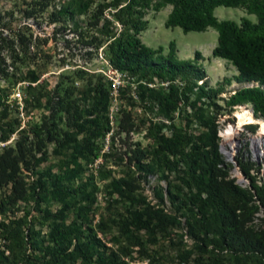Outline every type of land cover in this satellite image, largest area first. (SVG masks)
<instances>
[{
	"label": "trees",
	"instance_id": "16d2710c",
	"mask_svg": "<svg viewBox=\"0 0 264 264\" xmlns=\"http://www.w3.org/2000/svg\"><path fill=\"white\" fill-rule=\"evenodd\" d=\"M88 4V1L72 0L59 13L84 12ZM165 5H170L163 22L165 27L178 26L183 32L211 27L216 31L211 56L223 58L235 68V82L255 83L233 90L223 99V104L229 108L249 104L252 115L264 120V0H98L90 11L88 25L96 26L100 19L101 25H105L108 20L102 17V12L111 7L112 17L121 28L118 32L111 30L105 40L91 35L88 42L95 46L104 44V55L110 64L137 80L153 83L156 79L157 84L167 81L165 87L158 85L155 91L159 109L167 114L188 98L178 91L173 80H182L187 85L190 80H202L204 71L197 63L198 51H194L192 59H180L173 41L168 42L163 53L161 46L150 47L140 40L138 34L147 24L145 11L156 12ZM216 6L241 8L245 14L253 15L254 20L247 16H241L238 21L217 19L213 15ZM18 46L21 56L25 57L27 43L19 40ZM0 73L6 74L2 67ZM93 76L95 80L83 91V96L92 94L89 107L81 110L68 102L61 104L65 112L73 108L70 115L75 133L57 135L45 120L29 125L26 122L18 128V116L5 122L4 128L0 127V142L15 133L10 142L0 146V264H124L120 255L128 252L130 246H137L141 253L144 251L138 230L164 231V222L174 218L161 212L155 213L154 218L143 217L135 210L118 215L117 220L110 222L122 230L125 244L117 249L110 247L115 239L104 231L109 221L98 215L97 221L92 222L93 197L86 190L90 183L77 181L80 172L77 159L92 160L100 148L96 141L109 129L104 113L109 100L107 82H102L98 74ZM139 89L140 99L152 91L147 85H140ZM220 92L221 85L210 87L207 97L211 99ZM210 104L219 108L214 101ZM7 110L8 105L0 101V119L6 116ZM245 123H251V118L247 117L242 124ZM208 125V137H197L201 145L183 133H177L171 141L158 135L148 151L138 141L128 143L118 153V160L127 166L134 165L143 175L159 171L161 178L165 169L170 170L179 161L183 166L180 180L188 191L184 205L190 211L187 219L190 235L204 248L210 245L207 252L214 257L225 253L232 264L247 261L264 264V221L257 229L245 225L249 215L258 208L264 214V187L251 182L248 188H242L227 178L226 169L218 166L214 124L210 121ZM117 128L125 135L134 129L127 111L118 117ZM76 133L81 136L77 138ZM49 143L53 144L54 151L70 148L52 175L37 171ZM110 153H102V163ZM171 155L175 156L174 161L169 158ZM237 166L247 175L248 166L238 162ZM109 176L107 172L106 177ZM131 181L128 175L109 177L108 194L132 200ZM158 197L162 200L161 190ZM43 222L46 229L42 236L35 223Z\"/></svg>",
	"mask_w": 264,
	"mask_h": 264
},
{
	"label": "rangeland",
	"instance_id": "374dc122",
	"mask_svg": "<svg viewBox=\"0 0 264 264\" xmlns=\"http://www.w3.org/2000/svg\"><path fill=\"white\" fill-rule=\"evenodd\" d=\"M70 1L72 0H0V67L6 72L4 75L0 73V101L10 99L12 91L18 87L26 100L23 104V112L30 113L27 119L28 125L45 120L49 126H53L57 135H63L65 132L75 133L76 131L70 115L73 108L65 112L61 108L62 103H71L81 110L91 104L92 94L83 96V91L90 86L89 82L93 83L95 80L93 75L97 74L83 70L78 72L80 69L75 67L79 64L85 65L87 69H94L98 66L96 53L97 47L100 45L95 46L88 42L91 35L105 40L109 32L116 28L109 21L105 25H101L103 23L101 19L96 26L88 25L90 11L98 0H82L89 3L84 12L73 11L64 15L59 13V10ZM167 10L168 8L165 6L158 12L145 11L144 19L147 20V24L139 34L140 39L147 46H161L163 53L167 50L168 42L173 41L176 55L180 59H192L194 51L203 53V63L199 62V59H203L201 56L197 59L198 65L204 71L203 82L200 83L195 79L188 81L185 85L182 80L174 79L173 82L178 86V91L183 92V95L188 98L186 101H180L176 109L169 110L165 114L164 109L160 110L158 107L155 93L158 85L161 84L154 83L151 86L152 91L145 93L142 99L138 96L136 99H131L128 95L129 89L134 87L133 89L138 93L139 86L146 85L142 83V80L133 78L132 84L127 85L120 92V108L114 115V121L111 124L112 131L108 135L107 153L111 152L109 157L104 163L101 162L96 173L93 172L92 166L87 165L90 160L77 159L80 168L77 181L90 183L86 187L93 197L90 213L101 215L109 221L104 227V231L110 234L112 239H115V243L110 242L112 248L117 249L120 245L125 244L124 237L121 235L122 230L116 223L110 222L112 219L117 220L118 215L124 216L127 211L135 210L142 213L143 217L154 218L155 213L158 212L174 217L164 222V231L157 230V228L148 232L143 229L138 230L137 234L144 245L142 252L146 255L139 252L137 246H130L128 252L120 255L124 264H232L225 253H222L220 257L210 255L207 252L210 245L204 248L188 232L187 219L190 211L187 210V205H184L188 191L180 180V171L183 166L179 161L173 163L170 170L165 169L164 177L161 178L159 171L143 175L134 165L127 166L118 160V153H122L128 143L132 144L134 141H138L140 147L148 151L158 135L171 141L174 135L183 133L192 142L201 145V141L197 137L199 135L208 137V124L212 121L220 159L218 166L226 169L227 178L232 179L242 188H248L251 182L256 186L263 185L264 187V153H258L259 155L256 156L248 139L252 138L253 148H257L256 142L259 141L257 138L260 135V125L255 120L257 117L251 114L249 104H242L241 109L237 106L229 108L223 104V99L233 90L255 83L235 82L233 77L236 70L230 64H224L223 67H220V72H215L217 78L211 77L210 70L214 64L210 46L215 44L216 31L211 27H207L203 31L187 32H183L178 26L165 27L163 22ZM213 15L217 19L238 21L241 16L245 15V12L237 7L216 6L213 9ZM110 16H112L110 12L106 10L102 12V17L105 19ZM247 17L254 20L253 15L248 14ZM19 40L27 43L25 57L21 56ZM205 72L209 73V82L205 78ZM215 79L217 80L215 81ZM224 79H229V81L226 82ZM101 81L105 83L102 78ZM217 85L222 86V92L210 99L207 97L208 89ZM162 87L165 86L162 85ZM163 91L165 92L166 89L164 88ZM211 101L219 105V108L211 105ZM8 107L6 116L0 119L2 128L5 127V122L18 116L12 106ZM123 111L129 113V117L134 123V129L127 135L118 132L117 128L118 117ZM104 113L106 114V112ZM235 113L237 116H234ZM248 116L251 118V123H246L244 127H241L239 134L235 135L240 146L237 142L238 150L234 152L233 159L235 163L238 162L239 165L249 167L247 175L239 169L245 182H238L231 171L232 164L225 160L219 152L218 131L225 127L223 130L229 129L234 134L233 130L236 129L234 121L244 122V118L246 119ZM229 123H232L230 127H228ZM247 125H251V127ZM148 129H150L149 132ZM223 130L220 131L224 137L222 141H234L233 137H226L233 134H227ZM80 136L81 133H78L77 138ZM262 140L264 141V134ZM96 143L101 148V140L98 139ZM52 147V143L47 144L45 159L38 163L37 171L44 170L50 175L54 174L62 165L60 161L65 160L70 150L66 147L54 151ZM202 148L205 149L204 146ZM114 152L117 153L113 154ZM169 158L172 161L175 160L173 155ZM107 172H109V177L128 175L132 179V200L119 198L115 193L108 194L106 189L109 179L106 177ZM160 190L162 200L158 197ZM254 203L257 202L254 201ZM262 220L264 221V214L262 209L258 208L257 211L249 215L245 225L257 229ZM45 224V222L41 225L35 223V227L40 229L42 236L46 229ZM246 264H251V262L247 261Z\"/></svg>",
	"mask_w": 264,
	"mask_h": 264
},
{
	"label": "built area",
	"instance_id": "2783aa9c",
	"mask_svg": "<svg viewBox=\"0 0 264 264\" xmlns=\"http://www.w3.org/2000/svg\"><path fill=\"white\" fill-rule=\"evenodd\" d=\"M118 6H121V4H119ZM104 10L110 12L111 15H112V12L114 11V9L111 7H107ZM107 20L114 24V26L116 27L114 30L115 32H118L120 30L121 25L112 16L108 17ZM103 48H104V44H101L100 46L97 47L96 62L98 63V66H96L94 69H87L85 67V65H83V64L75 65V67H78V69L83 70L85 72L100 75L102 80L107 82V86H108L109 100H108V106H107V110H106V117H107L109 129L104 133L103 137L101 138L102 145H101V148L98 149V154L95 157H93L92 160L88 161V164H87L88 166H92L94 168V170H93L94 173H96L97 168L99 167V165L102 162V160H101L102 153L107 152L108 135H110V132L112 131L111 124L114 121V115L118 112V109L120 108L119 107L120 92L124 88H126L127 85L129 86L130 84H132V80L134 78V77L129 76L126 72L121 71V70L115 68L114 66H112L110 64V62L107 60V58L105 57V55L102 51ZM156 82H157L156 79H154L153 83H144V81H142V83L146 84L149 87L153 86L154 83H156ZM159 84L165 86L167 84V81L160 82ZM133 88L134 87H132L131 89L128 88L129 89L128 95L130 96L131 99H136L137 93H136L135 89H133ZM22 99H23V96L21 93V89H19L18 87H15L14 91H12V95H11L10 99L4 101L5 104H7L8 106H12L14 108V110H16L17 115H18V119H19L18 128H22L24 126V124L27 122V119L29 118V114H30V113L26 114L23 112ZM229 124H232V123H229ZM245 124L241 125V127H244ZM241 127L238 131V134L241 130ZM224 128L225 127L220 129L219 131L223 130ZM219 131H218V137L220 138ZM14 136H15V133H11L7 140H5L4 142H0V146L8 143ZM249 145H250V143H249ZM250 147H251V145H250ZM259 154H263V153L261 152ZM233 155H230L227 161H229L232 164L231 171L235 170V171L239 172V167L236 165L237 163H235V161L233 159ZM241 178H242V176H241ZM242 180H243V182H245V180L243 178H242ZM237 181L241 182L238 179H237ZM92 216H93L92 222L94 223L97 221L98 214L93 213ZM96 235L98 237H100V233L97 232Z\"/></svg>",
	"mask_w": 264,
	"mask_h": 264
},
{
	"label": "bare ground",
	"instance_id": "6f19581e",
	"mask_svg": "<svg viewBox=\"0 0 264 264\" xmlns=\"http://www.w3.org/2000/svg\"><path fill=\"white\" fill-rule=\"evenodd\" d=\"M239 107V109H241L242 107H243V105L241 104V105H239L238 106ZM237 111V110H236ZM234 116H237L236 115V113L234 114ZM249 117V116H248ZM246 119L244 118V120L243 121H245ZM256 121H257V124L259 123V125H260V127H259V133H260V135H259V137L257 138V140H259V141H257L256 142V139H254L255 140V142L257 143V148H253V145H252V142H253V140H252V138H248L249 139V143H250V145H251V147H252V150H253V152H254V154L257 156L258 155V153H264V141L262 140V135L264 134V120L263 119H261V118H257V119H255ZM234 123L236 124V129L235 130H233L234 131V134H233V132L231 131V130H229V129H227V130H223L225 133H227V134H230V133H232L233 135L232 136H226V137H233L234 139V141H230V142H228V141H222L223 139H224V137H223V133L221 134L220 133V131H219V136H220V141H219V152L224 156V159L225 160H228V158H229V156L230 155H233L234 154V152L236 151V150H238V148H236V144H237V142H238V144H239V146H240V143H239V141L237 140V138L235 137V135H237L238 134V131H239V129H240V127H241V125H243L242 123V121H234ZM231 126V124H229V126L228 127H230ZM229 131V132H228ZM226 134V135H227ZM222 138V139H221ZM229 139V138H228ZM232 173L237 177V179L240 181L241 180V182L243 181L242 180V178H239V177H241V175H240V173L238 172V171H235V170H233L232 171ZM239 176V177H238Z\"/></svg>",
	"mask_w": 264,
	"mask_h": 264
},
{
	"label": "crops",
	"instance_id": "0c3cea01",
	"mask_svg": "<svg viewBox=\"0 0 264 264\" xmlns=\"http://www.w3.org/2000/svg\"><path fill=\"white\" fill-rule=\"evenodd\" d=\"M167 8H168V10H167V13H168V11L170 10V5H165ZM164 6V7H165ZM164 7H162V8H164ZM161 8V9H162ZM158 12V11H157ZM244 16H248V14H245ZM140 34V33H139ZM139 34H138V36H139ZM139 38H140V36H139ZM141 40V39H140ZM215 45V44H214ZM213 46L211 45L210 46V51H211V48H212ZM199 52V51H198ZM199 54H200V56L203 58V59H199V62H201V63H203V61H204V54L203 53H200L199 52ZM178 58H180V57H178ZM212 60H213V64H214V66L211 68L212 70H210V72H212V76L211 77H214L215 76V78H217L218 76L217 75H215V72L216 71H218V72H220L219 71V69H220V67H223L224 66V64H230L228 61H226L225 59H223V58H220V57H213L212 56ZM225 65V66H226ZM231 65V64H230ZM213 70H215V71H213ZM209 73L207 72H205V78L206 79H208V82H209V79H210V77H209V75H208ZM235 74H236V72H235ZM217 76V77H216ZM217 79H215V81H216Z\"/></svg>",
	"mask_w": 264,
	"mask_h": 264
},
{
	"label": "clouds",
	"instance_id": "9594fccd",
	"mask_svg": "<svg viewBox=\"0 0 264 264\" xmlns=\"http://www.w3.org/2000/svg\"><path fill=\"white\" fill-rule=\"evenodd\" d=\"M202 80H204V78H203ZM202 80H199V81H200V83L202 82ZM250 110H251V108H250ZM251 114H252V112H251Z\"/></svg>",
	"mask_w": 264,
	"mask_h": 264
}]
</instances>
